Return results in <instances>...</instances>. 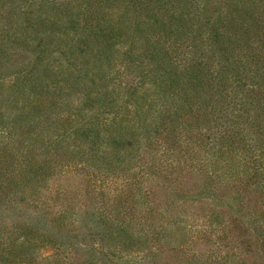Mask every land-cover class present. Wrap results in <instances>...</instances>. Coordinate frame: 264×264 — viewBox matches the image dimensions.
I'll use <instances>...</instances> for the list:
<instances>
[{
    "label": "rangeland",
    "instance_id": "rangeland-1",
    "mask_svg": "<svg viewBox=\"0 0 264 264\" xmlns=\"http://www.w3.org/2000/svg\"><path fill=\"white\" fill-rule=\"evenodd\" d=\"M259 1L0 0V264H130L132 260L142 264H221V258L228 256L245 264H264L262 227L253 217L244 219L246 211L240 213L233 196L220 191L203 169L210 154L205 137L193 135L192 143L183 136L187 140L181 144L184 151L163 157L173 161L174 169L153 176L141 162L135 163L144 151L138 144L129 150L131 155L126 153L127 160L121 165L129 170L118 171L117 177L96 175L98 171L92 167L60 165L44 186L37 187L29 167L34 127L49 115L58 121L50 138H64L71 142L67 146L75 144L79 128L85 129L95 120L92 113L100 126L106 124L103 119L108 120L104 128L116 130L115 135L121 124L139 125L141 133L151 128L144 119L150 122L156 115H147L146 102L143 110L134 114L137 101L149 102L159 94L160 84L152 67L138 53L141 39L137 28L158 32L151 13L185 17L192 36V32L207 33V21L221 14L235 16L243 8L253 9V3ZM68 3L74 15L69 20L63 15L53 20L50 9ZM52 22L58 27L52 29ZM97 23L110 28L101 40L106 55L98 54L101 46L94 49L90 39L83 46L88 29ZM183 50L189 51L190 45ZM59 92L64 95L59 97ZM105 93L109 96L104 97ZM111 121L114 124L109 126ZM202 128L200 121L188 127L195 134ZM105 146L102 142L101 157L105 156ZM132 192L138 211L145 209L146 201L151 211L157 209L153 213L157 224H170L172 229L177 226L174 231L182 229L184 234L191 230L187 250H170L171 245L165 242L157 244L151 254L123 249L107 230L121 218L115 210L120 195L131 196ZM213 214L227 222L225 232L221 231L222 222L217 233L198 239L202 237L199 231L209 228ZM233 217L243 226L240 233ZM238 233L249 236V242L238 238ZM101 240L107 250L97 247ZM61 242L74 247L64 253L58 247Z\"/></svg>",
    "mask_w": 264,
    "mask_h": 264
},
{
    "label": "trees",
    "instance_id": "trees-1",
    "mask_svg": "<svg viewBox=\"0 0 264 264\" xmlns=\"http://www.w3.org/2000/svg\"><path fill=\"white\" fill-rule=\"evenodd\" d=\"M253 5V9L243 8L235 16L221 14L207 21L204 24L207 33L192 32V36L188 34L185 17L159 11L151 13L150 19L154 26H159L158 32L137 28L141 39L138 53L152 67L160 84L159 94L149 102L139 100L134 106L136 115L143 110L142 105L146 102L147 115H156L150 122L144 119V124L151 128L141 133L139 125L124 126L120 123L117 127L119 132L115 135L116 130L112 132L104 128L108 126V120L103 119L106 124L100 126L99 118L96 120L92 113V120H95L87 128H79L74 138L68 136V139L73 138L75 144L67 146L65 144L71 142L67 143L64 138H50V131L56 132L58 129L54 125L58 121L49 115L33 130V155L29 167L32 168L30 173L36 179V186H44L60 165L92 167L98 171L94 172L96 175L117 177L118 171L129 170L121 165L127 160L126 153L131 155L129 150L137 144L144 151L139 153L141 159L135 163L141 162L151 176L167 172L170 168L174 169L173 161L169 163L163 157H175L178 151H184L181 144H186L187 140L183 136L193 143V135H197L198 138L205 137L206 147L210 149L203 169L221 188L220 191L233 196L234 203L240 206V213L246 211L244 219L253 217L264 231V0ZM69 6V3L53 6L49 11L53 20L61 15L69 20L70 15H74ZM55 25L58 27L56 22H52L51 28L54 29ZM88 30V38L83 41V46L89 44L90 39L94 49L101 46L98 54L106 55L107 50L101 40L110 28L97 23ZM189 45V51L183 50L184 46L188 49ZM39 88L44 89L42 85ZM63 95L62 92L58 93L59 97ZM108 96L105 93L104 97ZM135 118L140 119L139 116ZM193 121L196 123L192 124ZM199 121L203 128L195 134L196 131L188 127L196 126ZM35 122L38 123L37 120ZM46 122H49V127ZM113 124L114 121H111L109 126ZM102 142L107 147L104 157L100 156ZM114 161L119 163L111 164ZM38 179L43 181L38 182ZM134 199V192L131 196L120 195L115 210L121 218L110 223L107 230L120 241L124 250L142 249L151 254L152 249L163 242L171 245L169 249L173 251L188 249V232L191 230L186 229L184 234L182 229L174 231L177 226L172 229L168 227L170 224H157L156 218H153L157 209L151 211L152 207L146 201L145 209L138 211L139 206ZM140 213L142 216L135 220ZM208 221L209 228L199 231L202 236L198 237L200 240L205 239L206 234L217 233L223 223L222 233L227 228V222H223L219 215L213 214ZM234 221L241 228L236 229L240 233L243 226L233 217ZM239 233L238 238L248 243L249 236H240ZM100 242L102 245L97 246L99 250H107L104 240ZM58 247L65 253L74 244L61 242ZM129 261L127 259L126 263ZM219 262L245 264L241 259L229 256L222 257ZM21 263L18 261V264ZM130 264L142 263L132 260Z\"/></svg>",
    "mask_w": 264,
    "mask_h": 264
}]
</instances>
